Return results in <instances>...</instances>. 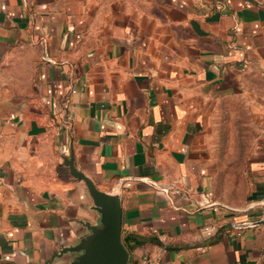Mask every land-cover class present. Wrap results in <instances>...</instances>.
I'll return each mask as SVG.
<instances>
[{"label": "crops", "instance_id": "obj_1", "mask_svg": "<svg viewBox=\"0 0 264 264\" xmlns=\"http://www.w3.org/2000/svg\"><path fill=\"white\" fill-rule=\"evenodd\" d=\"M246 76L264 0H0V264H69L97 223L71 155L120 195L129 264H264V95L241 186L220 176Z\"/></svg>", "mask_w": 264, "mask_h": 264}, {"label": "water", "instance_id": "obj_2", "mask_svg": "<svg viewBox=\"0 0 264 264\" xmlns=\"http://www.w3.org/2000/svg\"><path fill=\"white\" fill-rule=\"evenodd\" d=\"M70 173L84 181L93 200L92 208L99 214L97 223L83 221L87 233L73 245L63 246L57 256L72 254L69 264H129V251L122 240V204L120 195L99 189L95 183L74 164V156L66 158ZM260 222H250L255 226Z\"/></svg>", "mask_w": 264, "mask_h": 264}, {"label": "rangeland", "instance_id": "obj_3", "mask_svg": "<svg viewBox=\"0 0 264 264\" xmlns=\"http://www.w3.org/2000/svg\"><path fill=\"white\" fill-rule=\"evenodd\" d=\"M262 95V79L246 76L241 98L231 101L224 113L223 123L219 125L220 176L236 186H241L247 157L259 140V128L249 102L259 101Z\"/></svg>", "mask_w": 264, "mask_h": 264}, {"label": "trees", "instance_id": "obj_4", "mask_svg": "<svg viewBox=\"0 0 264 264\" xmlns=\"http://www.w3.org/2000/svg\"><path fill=\"white\" fill-rule=\"evenodd\" d=\"M122 239H123V243H124L125 247L127 248V250L130 253L131 247H130L129 243L132 240V237L128 235V236L123 237Z\"/></svg>", "mask_w": 264, "mask_h": 264}, {"label": "built area", "instance_id": "obj_5", "mask_svg": "<svg viewBox=\"0 0 264 264\" xmlns=\"http://www.w3.org/2000/svg\"><path fill=\"white\" fill-rule=\"evenodd\" d=\"M247 5H249V6H250V5H251V3H250V2H247Z\"/></svg>", "mask_w": 264, "mask_h": 264}]
</instances>
